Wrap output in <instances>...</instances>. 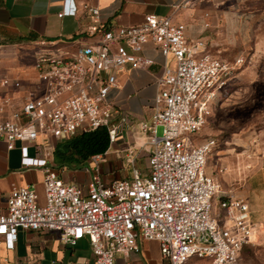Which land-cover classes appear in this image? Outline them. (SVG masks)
I'll use <instances>...</instances> for the list:
<instances>
[{
	"label": "built area",
	"instance_id": "1",
	"mask_svg": "<svg viewBox=\"0 0 264 264\" xmlns=\"http://www.w3.org/2000/svg\"><path fill=\"white\" fill-rule=\"evenodd\" d=\"M83 9L95 44L59 56L39 54L37 84L24 92L21 106L1 118L8 115L10 103L0 101V141L7 150L20 144L22 166L42 171L44 195L40 203L33 187L11 186L0 215L4 248L13 250L18 231L57 233L70 248L86 240L94 264H116V257L138 252L139 240L156 242L165 264L192 259L235 264L255 237L251 210L246 200L223 191L206 172L219 141L196 138L207 125L210 104H216L247 58L240 54L229 62L210 56L200 41L189 44L185 26L170 17L149 14L139 26L105 30L97 26V8ZM147 44L159 50L163 66L154 113L140 125L148 148L146 171L134 169L137 156L129 150L131 176L106 182L100 170L105 153L91 157L83 168L90 176L84 190L65 182V169L51 163L57 144L105 128L111 148L118 132L107 95L116 85V72L154 65L142 54ZM11 84L21 88L18 82L0 80V88ZM125 123L121 117L118 129ZM30 150L39 158H32Z\"/></svg>",
	"mask_w": 264,
	"mask_h": 264
},
{
	"label": "crops",
	"instance_id": "2",
	"mask_svg": "<svg viewBox=\"0 0 264 264\" xmlns=\"http://www.w3.org/2000/svg\"><path fill=\"white\" fill-rule=\"evenodd\" d=\"M186 1L0 0V80L18 82L21 87L16 89L11 84L0 88V101L9 100L10 103L6 112L8 115L1 118L17 110L24 92L37 84L34 64L39 54L59 56L95 44L96 37L87 31L91 21L84 6L99 10L97 26L105 30L139 26L144 16L149 14L160 18L170 17L185 26V37L189 44L200 41L203 51L217 59L221 51L242 54L246 48L257 45L260 27L255 25V18L249 19L242 14V1L226 0L219 5L213 0H188V4L181 7ZM72 11L74 14H71ZM60 13H64L62 18L57 17ZM142 54L151 59L154 65L146 70L126 67L116 72V85L107 95V102L113 109V128L117 130L118 137L114 142L117 149L112 147L106 152V157H111L106 162L108 172L104 171L103 179L104 176L109 179L116 175L113 166L127 162L129 150L137 159L148 150L144 146L145 137L140 132V125L148 123L154 113V98L159 89L157 83L162 75L163 58L151 44L143 47ZM234 78L227 82L225 89ZM215 105L210 104V112ZM121 117L126 118V123L118 129ZM205 138L211 137L202 139ZM19 147L20 144L16 143L13 150H7L5 143L0 141V215L6 211L7 196L12 185L33 187L39 202L43 203L42 171L22 166ZM30 156L39 158L33 150H30ZM61 177L84 190L90 176L83 169H65ZM138 245V252L126 258L116 257V264L166 263L156 242L139 240ZM0 264L94 263L86 240L70 248L61 244L57 233L18 231L13 250H6L0 239ZM187 264L212 262L192 259Z\"/></svg>",
	"mask_w": 264,
	"mask_h": 264
},
{
	"label": "rangeland",
	"instance_id": "3",
	"mask_svg": "<svg viewBox=\"0 0 264 264\" xmlns=\"http://www.w3.org/2000/svg\"><path fill=\"white\" fill-rule=\"evenodd\" d=\"M240 9L260 27L257 45L241 50L247 58L245 65L222 92L196 139L210 136L219 141L207 159L206 171L223 191L246 200L251 210L255 237L241 250L235 264H264V0H243ZM237 55V51L219 52L220 59L229 61ZM157 133L160 136L161 129ZM112 147L117 149L114 144ZM110 157L103 158L102 175L108 172ZM133 167L144 173L146 156L139 157ZM113 168L116 175L104 176L107 182L131 176L132 166L125 161Z\"/></svg>",
	"mask_w": 264,
	"mask_h": 264
},
{
	"label": "trees",
	"instance_id": "4",
	"mask_svg": "<svg viewBox=\"0 0 264 264\" xmlns=\"http://www.w3.org/2000/svg\"><path fill=\"white\" fill-rule=\"evenodd\" d=\"M109 148L110 137L105 128L78 134L57 144L52 165L57 169L79 171L87 166L91 157L104 155Z\"/></svg>",
	"mask_w": 264,
	"mask_h": 264
}]
</instances>
